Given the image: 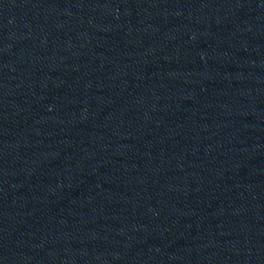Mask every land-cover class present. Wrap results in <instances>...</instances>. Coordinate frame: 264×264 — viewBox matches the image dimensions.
Wrapping results in <instances>:
<instances>
[{"label":"water","instance_id":"water-1","mask_svg":"<svg viewBox=\"0 0 264 264\" xmlns=\"http://www.w3.org/2000/svg\"><path fill=\"white\" fill-rule=\"evenodd\" d=\"M0 264H264V0H0Z\"/></svg>","mask_w":264,"mask_h":264}]
</instances>
